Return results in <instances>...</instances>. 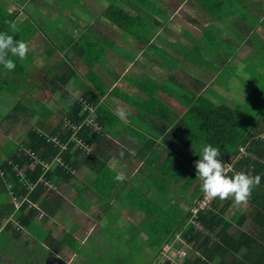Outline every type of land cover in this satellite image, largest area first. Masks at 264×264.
Instances as JSON below:
<instances>
[{
	"label": "trees",
	"instance_id": "trees-1",
	"mask_svg": "<svg viewBox=\"0 0 264 264\" xmlns=\"http://www.w3.org/2000/svg\"><path fill=\"white\" fill-rule=\"evenodd\" d=\"M23 1L6 0L0 3V32L25 41L29 47L38 28L44 25L34 27L38 23V16L42 15L36 7L31 8L29 2ZM72 1L75 7L71 6ZM80 1L58 0L60 13L57 18L42 19L46 27L51 28V31L46 30L52 37H47H62L61 34L67 30L66 23L72 24V18L78 19L76 9L81 5L83 10ZM10 4L16 8L13 9ZM103 14L109 23L126 31L141 46L151 44L153 28L144 26L146 29L140 30L135 27L138 19L126 10L118 6L109 7ZM13 24L15 31L11 28ZM132 25L134 28L131 30ZM92 43L90 41L84 47L81 40L76 45L77 50L75 47L73 49L89 68L96 64L91 54L90 58L88 56L89 49L97 53ZM9 58L14 60L16 67L8 71L0 65V99L7 92L16 95L17 103L4 118L21 126L17 133H22L24 137L21 140L17 137L18 143L13 147H7L9 141L0 144L4 156L0 154V183L10 188L16 200H22L16 218L20 227L30 232L33 229L38 231L34 222L38 212L40 218L46 220L58 212L61 203L67 204V200L75 208L85 211L88 208L83 209L81 203L86 205L94 201L100 205L105 226L111 235L101 233L91 237L90 244H82L67 233L63 241L68 240L73 245L77 264H152L160 257L163 246L171 244L175 236L184 242L178 247L184 245L187 250V255L179 264H264V138L260 137L264 134V113L246 129V119L229 105L213 106L209 103L206 109V106L193 107L191 119L197 124L201 142L188 146L192 153L196 150V154L186 160L181 158V151L170 152L167 155L169 160L164 161L153 159V154L146 159L140 154L142 164L132 180L117 182L114 179L117 172L110 168V152L119 150V147L105 140V133L112 125L111 118L98 106L103 96L101 92L105 90L102 83L96 84L94 81L93 84L89 81L91 87L84 83L78 85V94L71 93L66 87L72 82L75 73L72 65L66 63L68 65L57 68L56 74L49 75L50 79L46 81L47 88L52 93L60 92V97L67 105L58 111L40 105L36 108L25 94L20 93L21 89H29V66L33 62L28 57L20 60L10 55ZM153 84L155 82L149 79L145 81L144 87L150 88ZM163 86L165 90L168 87ZM116 90L110 94L114 95ZM177 99L181 100V96ZM15 113L21 115L16 116ZM91 113L94 116L90 121ZM176 126L174 130L180 131ZM170 133V138H162V143L166 142L173 148V139L178 134L173 130ZM138 144L148 151L155 146L146 137ZM203 144L217 147L220 158L231 164L232 170L244 171L252 176L259 175L261 179L259 186L253 188L245 202L246 206L236 209L228 219L225 215L234 199L215 198L207 209L197 213L193 224L190 222V209H179L177 195H185L186 190L199 179L193 165L199 159L200 146ZM239 146L245 147L249 155L237 158ZM136 156H139V152ZM232 170L227 174L231 175ZM78 172H82V180L78 178ZM183 178L184 183L178 185ZM64 186L69 189L68 192L73 191L71 198L64 192L61 194ZM141 186L144 187L140 189ZM202 196L199 181L189 193L191 206H196ZM119 200L126 201L132 212L141 215L136 233L130 230L133 225L120 229L117 227L118 212H113V215L106 212V208H111ZM170 206H173V210L168 209ZM114 231L115 234H112ZM133 248L137 250L133 251ZM165 264L173 263L166 261Z\"/></svg>",
	"mask_w": 264,
	"mask_h": 264
},
{
	"label": "crops",
	"instance_id": "crops-1",
	"mask_svg": "<svg viewBox=\"0 0 264 264\" xmlns=\"http://www.w3.org/2000/svg\"><path fill=\"white\" fill-rule=\"evenodd\" d=\"M213 1L81 0L83 10L81 5L76 9L78 19L72 18V24L66 23L67 30L60 39H50L52 34L46 29L51 31V28H47L42 19L57 18L60 13L58 0H24L42 15L38 16L34 27L38 24L44 27L38 28L30 43L27 57L33 63L29 66V89H21L20 93L35 106L63 110L67 102L60 97V92L52 93L47 88L46 80L50 79L49 75L56 74L57 68L69 63L75 73L66 87L71 93L78 94V85H89V81L102 83L105 88L98 106L110 116L112 125L104 137L119 147L110 152V168L117 173L123 172L126 180L131 181L141 167L140 154L145 159L153 154L156 156L153 159L164 161L169 160L170 152L181 151V158L189 160L197 151L191 155L188 145L201 142L197 124L192 122L191 109L204 108L210 103L229 105L240 112L244 106L237 100L239 92L234 89L235 83L244 78L243 86L250 96L259 88L255 80L264 76V0ZM10 6L16 8L13 4ZM71 6L75 7L74 1ZM115 6L138 19L135 27L140 30L144 26L153 28L151 48L141 46L134 37L104 18L103 13ZM133 28L134 25L130 29ZM81 40L84 47L92 41L96 48L97 53L89 49V58L91 54L96 60L91 68L73 51ZM143 68L150 70L152 77L143 74ZM238 70L244 72L242 78H237ZM250 71H255L256 75L249 74ZM149 79L155 84L145 88L144 83ZM163 85L168 86L166 90ZM112 89L116 90L114 95L110 94ZM34 90L60 99H51L52 105L47 106L36 98L31 99ZM176 95L177 98L181 96V100ZM121 111L125 113L123 117ZM175 126L182 131L174 130ZM170 130L178 134L173 139V148L162 143V138H170ZM17 137L21 140L24 135L19 133ZM144 137L155 144L150 151L138 144ZM2 140L0 144L4 145L5 140ZM64 189L66 186L61 194L65 193ZM1 191L5 198L0 199V264H77L73 245L67 239L63 241L67 233L82 244H90L91 237L101 233L111 235L105 226L104 213L94 201L86 205L81 203L83 209L88 208L85 211L67 200L65 205L61 203L53 217L43 220L38 213L34 222L39 230L27 231L16 220L22 200H16L10 188L0 183ZM72 194L70 191L67 196L71 198ZM124 208L119 210L116 224L120 218L122 220ZM140 217V214L132 215L137 224ZM127 225L136 226L135 222H124L122 227H117L126 228Z\"/></svg>",
	"mask_w": 264,
	"mask_h": 264
},
{
	"label": "rangeland",
	"instance_id": "rangeland-1",
	"mask_svg": "<svg viewBox=\"0 0 264 264\" xmlns=\"http://www.w3.org/2000/svg\"><path fill=\"white\" fill-rule=\"evenodd\" d=\"M3 4V2H2ZM124 65L126 66H130L128 65L127 63H124ZM264 69V68H263ZM140 71V70H139ZM141 72L143 74H146V75H149L152 77V73L150 72V70H147L145 68H143L141 70ZM244 72H241L240 70H238L237 72V78H242V76L244 74H242ZM152 74V75H151ZM249 74H253V75H256L255 74V71H250ZM155 76V74H154ZM258 77H261V76H258ZM154 78V77H153ZM161 80V79H160ZM162 81V80H161ZM243 81H244V78L242 79H239V82L237 81L235 83V88L237 92H239V95H237V100L240 101L241 103V106H244L241 108L242 112L241 113V110H240V113L242 114L241 116H243L245 119H246V125H245V128H249V126H251L252 122L254 121V119L256 120L259 115H261V113L263 112L264 110V76L261 77V79H258L255 80V83L257 85H259V88H257L254 92L252 91L251 95L250 96H247L246 92H245V87L243 86ZM244 88V89H243ZM114 89V88H113ZM112 89V90H113ZM243 89V92H241V90ZM47 90V89H46ZM37 90H34L33 91V94L31 97V99H38L40 100L41 102L45 103L47 106H50L52 105L51 104V99L54 101L55 98L58 100L60 99L58 96L55 97V96H49V95H42L41 92H36ZM244 93V94H243ZM2 100V101H1ZM244 100H248L250 103L247 104ZM254 100H257V102L255 103ZM0 140L3 141L2 139H4L5 141H9L8 143V146H15L17 142V136H19V134L17 133V131L21 128V126H18L16 125L15 121H10L9 119H5L4 116L6 115V113H8L13 107L14 105L17 103V97L16 95L14 94H11L10 92H7V93H4L3 96L1 97L0 99ZM64 102V101H63ZM44 104V105H45ZM36 108H37V105H36ZM39 110V109H38ZM37 110V111H38ZM60 114V113H59ZM16 116H20L21 114H18V113H15ZM93 113H91V116H90V121L92 120V117H93ZM17 133V134H16ZM264 138V134H261L260 137ZM6 139H9V140H6ZM0 154L2 157L3 156V153L2 151H0ZM193 153H191L192 155ZM244 154H247L246 151ZM223 160V159H222ZM78 178L79 179H83V174L82 172H78ZM187 176V175H186ZM184 176V178L186 177ZM181 179L179 180V183L178 185H181L184 183L185 179ZM199 182V179L197 181H195V183L189 187L188 190H186L187 192H185V195L184 193H181L180 195H177V203L179 204V209H182V211H187L189 209H191V202H192V199L189 200V193L193 190L194 186ZM65 190V193L66 195L69 194V189H64ZM175 190H177V187H175ZM68 192V193H67ZM177 194V192H176ZM69 196V195H68ZM4 199L5 198V193L3 191L0 192V199ZM194 200V199H193ZM123 201V200H122ZM120 201L118 202H115L111 205V208H106V212L109 214V215H113L114 213L113 212H120L119 210L121 209L122 207V204H124L125 208L122 210L121 214H122V220L120 218L119 222L116 224L117 226L119 227H122L124 225V222H130V223H133L135 222L136 226L130 228L131 231H133L134 233H136L138 230H139V224H137V222L135 221V218L133 219L132 216L130 215V213L132 212V208L130 207V205L124 201V202H121V204H119ZM246 206V203H239L237 204L234 200L232 201L231 203V206L229 207V209L227 210V213H226V218L228 219L229 217L232 216V214L234 213V211L236 209H242L243 207ZM169 210H173V206H170L168 207ZM128 211V212H127ZM175 211V210H174ZM135 212V211H134ZM133 213L134 216H137L138 214L136 213ZM38 217H40V212H38ZM99 219V218H98ZM124 220V221H123ZM179 244H182L181 243V240H175L172 242V245L174 246L175 248V251H170L171 254L173 253H176V251H178V253L180 254L181 257H183V252H184V248H183V245L182 247H178ZM169 249L166 248V251ZM137 249L136 248H133V251H136ZM132 251V252H133ZM162 251V250H161ZM165 251V250H164ZM165 251V254L163 256V259H171V254L169 255L167 252ZM169 251V250H168ZM186 252V255H187V250H185ZM184 253V254H185ZM163 259L161 260V262L163 261ZM181 259V258H180ZM182 260V259H181ZM181 260L180 262L178 261H175L176 264H179L181 263Z\"/></svg>",
	"mask_w": 264,
	"mask_h": 264
},
{
	"label": "clouds",
	"instance_id": "clouds-1",
	"mask_svg": "<svg viewBox=\"0 0 264 264\" xmlns=\"http://www.w3.org/2000/svg\"><path fill=\"white\" fill-rule=\"evenodd\" d=\"M15 31V25H11ZM29 52L28 44L23 40H17L13 35L0 32V65L8 71L16 67L13 59L17 57L25 60ZM121 117L125 115L123 111ZM196 177L199 178L201 191L209 199L219 198L225 200L234 199L239 203H244L251 195L253 188L259 186L260 176H252L244 171H234L228 175L231 165L220 158V150L211 144L200 146L199 159L194 161ZM117 182H123L126 177L123 172H118L114 178Z\"/></svg>",
	"mask_w": 264,
	"mask_h": 264
},
{
	"label": "built area",
	"instance_id": "built-area-1",
	"mask_svg": "<svg viewBox=\"0 0 264 264\" xmlns=\"http://www.w3.org/2000/svg\"><path fill=\"white\" fill-rule=\"evenodd\" d=\"M261 138H263V136L261 137ZM55 139H53V141H54ZM246 148L245 147H243V146H239L238 147V156H237V158H240V157H245V156H248L249 154L247 153V154H244L245 153V150ZM226 162V161H225ZM228 163V162H227ZM229 164V163H228ZM229 165H231V164H229ZM231 170H232V165H231ZM231 170H229V171H231ZM228 171V172H229ZM213 199H209L207 196H205L204 194H203V196H202V198L199 200V201H197V205L196 206H192L191 207V209H190V212H191V219H190V222L191 223H193L194 224V220H195V218H196V216H197V213L199 212V211H204L205 209H207L208 207H209V205H210V203H211V201H212ZM175 240H181L180 238H179V236H175ZM174 240V241H175ZM181 243L182 244H184V242H182V240H181ZM169 247V251L167 250L166 251V248H168ZM183 248L185 249V246L183 245ZM170 255L171 253H170V251H175V248H174V246L172 245V243L171 244H165L164 246H163V248H162V251H161V254H160V257L156 260V261H153V263L152 264H165L166 263V261H170L171 263H173V264H176L175 263V261H179L180 262V260L181 261H183V259H184V257L186 256V251L184 250V252H183V257H181L180 256V254L178 253V251H176V253H173V254H171V259H169V260H167V259H163V256H164V254H165V251ZM185 253V254H184ZM181 258V259H180ZM163 259V261L161 262V260Z\"/></svg>",
	"mask_w": 264,
	"mask_h": 264
}]
</instances>
